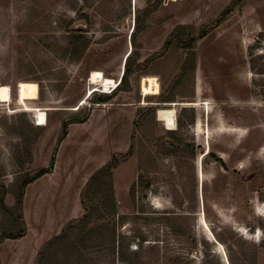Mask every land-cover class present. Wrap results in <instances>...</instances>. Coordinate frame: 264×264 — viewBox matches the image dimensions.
I'll list each match as a JSON object with an SVG mask.
<instances>
[{
	"label": "rangeland",
	"instance_id": "1",
	"mask_svg": "<svg viewBox=\"0 0 264 264\" xmlns=\"http://www.w3.org/2000/svg\"><path fill=\"white\" fill-rule=\"evenodd\" d=\"M232 1L0 0V89L11 96L0 102V198L8 191L4 202L15 207L18 183L48 171L26 190V242L5 240L1 264H36L64 229L76 240L70 264H264V0H246L216 25ZM146 9L133 49L136 12ZM180 26L191 29L192 50L166 48ZM77 32L91 42L80 63L68 48ZM132 52L149 62L110 102L123 109L93 114L106 105L93 99L113 94ZM190 53L194 76L182 69ZM94 71L115 87L93 86ZM140 98L131 127L126 107ZM174 105L177 129L168 131L157 113ZM75 115L90 120L68 126L57 146ZM103 156L117 164L112 189L85 200L91 222L72 232ZM57 157L59 193L47 176ZM8 221L0 210V231Z\"/></svg>",
	"mask_w": 264,
	"mask_h": 264
},
{
	"label": "trees",
	"instance_id": "2",
	"mask_svg": "<svg viewBox=\"0 0 264 264\" xmlns=\"http://www.w3.org/2000/svg\"><path fill=\"white\" fill-rule=\"evenodd\" d=\"M162 0H160L161 2ZM246 0H233L229 7L222 13L221 17L216 22V25H219L223 22V20L228 16V14L235 8H240L244 5ZM149 10V9H148ZM147 9L145 11H137L135 17V23L133 32L130 38L133 49H137L136 37L138 34L142 32L146 27V23L150 18L151 12ZM191 29L180 26L170 35L165 45L166 48H173L176 50H192L193 45L196 42L195 38L191 36ZM188 32V33H187ZM208 31L203 28L199 34V38L203 39L207 36ZM91 42L83 33H75L72 37H70L69 41V50L71 53V57L78 63L83 61V57L86 51L89 49ZM130 54L125 62V69L123 75L120 79L119 85L116 89L113 90V94H102L95 96L93 99L96 104H108L112 101V99L116 96V94L121 91H129L130 87V77L138 71H141L144 65H147L149 61H146L144 64L136 63V54ZM191 58L187 61V59L182 64V69L185 71L191 70L192 75L194 76L195 72V54L190 53ZM172 103V101H171ZM174 103V101H173ZM146 112L154 113V109L146 110ZM89 120V116L80 117L79 115H75L71 118V120L65 121L62 123V132L58 138L57 146L64 141V139L68 135V126L71 124H84ZM38 136V135H37ZM29 156H31V150L27 151ZM54 166V159L51 163V170ZM117 167V164L112 163V160L108 162L103 168H101L96 174L92 176V178L87 183L85 189L81 193V198L83 201V205L91 200L90 197H99L103 195L107 191H111L112 186L110 184L111 171ZM50 171V170H49ZM45 174H48L47 170H42L36 173L34 176L29 177L18 183L16 187V205L13 208L7 207L4 202V197L8 191L4 190L3 195L0 198V210L4 211L5 215L9 218L8 226L0 231V245L5 240H19L24 237L26 234V226L24 222V197L26 194V190L28 186L33 184L35 181L43 177ZM85 205V207L87 206ZM87 212V213H86ZM85 215L82 219L73 222L67 229H70L72 232L78 230L79 226H83L85 229L92 219V213L89 211V208L86 207ZM76 225V227H74ZM69 231L64 229L63 233L54 237L50 240L47 245L43 247L41 252L37 257L36 264H70L69 261L71 257L75 255L76 252V240L73 239L72 235L68 233ZM65 253V254H64ZM64 254V255H63ZM67 254V255H66ZM123 259V258H122ZM1 264V262H0Z\"/></svg>",
	"mask_w": 264,
	"mask_h": 264
},
{
	"label": "bare ground",
	"instance_id": "3",
	"mask_svg": "<svg viewBox=\"0 0 264 264\" xmlns=\"http://www.w3.org/2000/svg\"><path fill=\"white\" fill-rule=\"evenodd\" d=\"M169 2H174L177 0H167ZM90 83L95 86H101L103 88V91L106 93L108 92L112 87H115L116 82L114 79L107 78L104 76V74L100 71H94L92 72ZM0 102L3 104H8L11 102V96H10V88L3 86L0 89ZM86 104V101H84L81 106ZM173 108L169 109H162L159 110L157 113L158 121L163 123L165 125L166 130L168 131H175L177 129V118H176V105L172 106ZM36 113V121L37 126L43 127L47 125V114L42 110H35Z\"/></svg>",
	"mask_w": 264,
	"mask_h": 264
},
{
	"label": "crops",
	"instance_id": "4",
	"mask_svg": "<svg viewBox=\"0 0 264 264\" xmlns=\"http://www.w3.org/2000/svg\"><path fill=\"white\" fill-rule=\"evenodd\" d=\"M152 75H155V76H159V73H154V74H152ZM156 97V96H155ZM147 98H150V97H147ZM146 98H140V100L138 101V102H136V103H134V102H132V104L131 105H129V106H127L126 108H128V109H130L131 110V116H129V114H127V116L129 117V119H130V123H131V127H133V124H134V122H135V118L133 117V115L134 114H136L137 113V110L140 108V106H142L143 104H145V102H146V100H145ZM104 108L102 109L103 111L102 112H100V110H98L97 112H94L93 114H96V113H101V115L103 114V112L104 111H106L107 112V114L109 115V112L112 110L113 111V109L114 108H118V109H123V107L124 106H120L118 103H109V104H106V105H104L103 106ZM132 107V108H131ZM92 114V115H93ZM91 115V116H92ZM107 115V116H108ZM117 115V114H116ZM116 115H112V117H111V119L109 120V117H108V119H107V121L106 122H108V124H107V127L108 126H110L109 125V122L110 123H112L113 124V119L116 117ZM90 116V117H91ZM102 118V117H101ZM89 120H90V118H89ZM101 122V121H100ZM102 122H105V121H103V119H102ZM85 124V123H84ZM75 126H78V125H75ZM74 126H72V128H73ZM99 127H100V129L101 128H106V125L105 124H101L100 123V125H99ZM131 127H130V129H131ZM71 128V129H72ZM129 129V130H130ZM102 130V129H101ZM69 133L70 132H68V135H67V137L69 136ZM113 154V153H112ZM110 155V154H109ZM109 162V157L108 156H103L100 160H99V162H98V166H97V168H96V170H100L101 168H103L107 163ZM60 166H62V164L60 163V160L58 159V157H57V161H56V164H55V167H54V170H53V172H52V174H49V175H47L48 177H52L53 179H52V185H51V187H50V191L51 192H56V193H59V188H60V186H61V184H60V182L58 183L57 182V180H56V177H58L59 176V171H61V169H60ZM95 170V171H96ZM42 178H44V176L42 177ZM42 180V179H41ZM44 180V179H43ZM57 184V185H56ZM80 191V190H79ZM72 193V192H71ZM27 238H28V236H25V237H23V238H21V239H19V240H15V241H13V242H17L18 244H20V243H24V242H26L25 240H27ZM11 246V245H10ZM16 247V245L14 246V245H12L11 246V248H15ZM27 257H28V255H27Z\"/></svg>",
	"mask_w": 264,
	"mask_h": 264
}]
</instances>
